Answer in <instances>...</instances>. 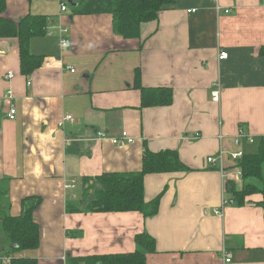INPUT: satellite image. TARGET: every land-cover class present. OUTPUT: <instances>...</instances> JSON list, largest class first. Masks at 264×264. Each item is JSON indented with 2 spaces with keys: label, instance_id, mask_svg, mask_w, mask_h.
I'll list each match as a JSON object with an SVG mask.
<instances>
[{
  "label": "crops",
  "instance_id": "crops-1",
  "mask_svg": "<svg viewBox=\"0 0 264 264\" xmlns=\"http://www.w3.org/2000/svg\"><path fill=\"white\" fill-rule=\"evenodd\" d=\"M61 3L4 0L2 12L13 21L28 14L46 19L45 33L29 40L30 53L43 57L32 73L20 72L16 38L0 37V180L11 215L19 213L21 198L42 199L33 211L39 245L23 255L37 264H71L78 257L132 252L134 236L146 232L155 240L146 264H264L261 194L215 212L221 166L229 180L242 183L229 153H254L264 139V0H218L219 10L209 0H176L141 23L133 38L113 31L110 13L81 14L70 4L62 11ZM221 50L228 56L218 60ZM137 69L143 87L172 90L168 105H141ZM7 71L14 73L10 80ZM217 85L219 100L213 101ZM66 114L72 119L59 125ZM240 127L254 142L235 143ZM99 130L106 138L96 136ZM122 130L134 141L114 145L109 137ZM145 148L175 150L188 166L144 175L145 202L159 196L155 215L67 212L66 204L80 199L83 177L138 171ZM220 150L221 161L208 164ZM72 181L75 187L65 190ZM2 235L0 229V264L7 249Z\"/></svg>",
  "mask_w": 264,
  "mask_h": 264
},
{
  "label": "trees",
  "instance_id": "trees-1",
  "mask_svg": "<svg viewBox=\"0 0 264 264\" xmlns=\"http://www.w3.org/2000/svg\"><path fill=\"white\" fill-rule=\"evenodd\" d=\"M73 11L81 14L110 13L113 31L124 37H138L143 22L157 19L162 9L171 7L176 0H73ZM4 0H0V37L16 38L19 50V65L22 74L32 73L43 61V57L29 51L31 37L45 33L46 19L42 15H25L13 21L2 15ZM134 86L140 90L141 105H168L172 90L169 87H143L140 72L135 71ZM234 163V162H233ZM241 174V186L227 180L226 194L236 205L247 203V197L259 193L258 205L264 215V139H261L254 153H244L234 163ZM188 170L178 153L172 149L151 152L143 150L141 169L133 172H106L81 179V194L78 202L67 203L66 210L75 212H124L139 211L143 216L155 215L159 207V196L149 202L144 200L143 177L147 173L175 172ZM39 195H27L20 200V211L9 213L8 191L4 179L0 180V229L9 242L5 255L9 264H37L34 257L23 253L37 249L39 227L33 211L41 204ZM75 235L74 233H72ZM135 250L132 252L93 255L71 259V264H146V255L155 251V240L146 232L134 236ZM20 254V255H18Z\"/></svg>",
  "mask_w": 264,
  "mask_h": 264
},
{
  "label": "built area",
  "instance_id": "built-area-1",
  "mask_svg": "<svg viewBox=\"0 0 264 264\" xmlns=\"http://www.w3.org/2000/svg\"><path fill=\"white\" fill-rule=\"evenodd\" d=\"M213 3H215L217 5V1L218 0H209ZM60 9L62 11H64L66 9V5L64 3H61V6H60ZM216 9L219 10V6L217 5L216 6ZM194 11V9H193ZM225 12L228 13L229 12V9H225ZM67 31V28L64 27L62 29V32H66ZM67 44V39L64 37L62 38L61 40V46L64 47L65 45ZM228 56V53L224 50H221L218 52L217 54V59L218 60H223L225 58H227ZM49 63V61H47ZM69 70L71 72L74 71V68H69ZM14 77V73L12 71H7L6 72V78L8 80L12 79ZM219 95H220V90H219V87L218 85L211 91V98L213 101H218L219 100ZM6 96L9 100H12L13 98V94H12V91L9 89L6 93ZM15 114H16V107L14 105V103H11L9 105V109H8V112H7V118L9 119H14L15 118ZM72 119V115L71 114H66L63 119L60 121L59 125H62L64 121L66 120H71ZM96 136L99 137V138H106V135L104 133V131L102 130H99L97 131L96 133ZM240 138H245L248 142H254L253 141V138L248 134V132L243 128V127H240L239 130H238V135H237V139L235 140V143L238 144L240 142ZM109 140L114 144V145H117V146H125V145H128L130 143H132L134 141L133 137H131L125 130H122L119 135H116V136H112V137H109ZM223 154L224 152L220 150V152L218 153V156L217 157H214V156H208L206 161L208 164H211V165H215L216 163V160H220L222 159L223 157ZM243 151L238 149V150H235V151H232L229 153L230 155V159L232 161H234V163H236L243 155ZM236 167V166H235ZM236 175H237V178L238 180L241 179V174H240V170L238 167H236ZM221 172H222V197H221V207H220V210H216L215 212L218 214V215H222V207L224 205H226L229 201L226 197V180L229 178L226 171L222 168L221 166ZM75 185H74V181L70 182V183H65L64 184V189L65 190H68V189H72L74 188ZM223 260L224 262H229L230 261V256L228 253H226V251L223 250ZM1 263L2 264H9L10 263V258L8 256H3L1 257Z\"/></svg>",
  "mask_w": 264,
  "mask_h": 264
},
{
  "label": "rangeland",
  "instance_id": "rangeland-1",
  "mask_svg": "<svg viewBox=\"0 0 264 264\" xmlns=\"http://www.w3.org/2000/svg\"><path fill=\"white\" fill-rule=\"evenodd\" d=\"M63 2H66L65 4L69 5L68 1H66V0H63ZM263 174H264V166H263ZM2 237H3V235H2ZM3 241H4V243H6V246H7L6 250H8L10 247L8 240L5 237H3Z\"/></svg>",
  "mask_w": 264,
  "mask_h": 264
},
{
  "label": "water",
  "instance_id": "water-1",
  "mask_svg": "<svg viewBox=\"0 0 264 264\" xmlns=\"http://www.w3.org/2000/svg\"><path fill=\"white\" fill-rule=\"evenodd\" d=\"M67 1H68V3H69L71 6H74V5H75V3H74L73 0H67Z\"/></svg>",
  "mask_w": 264,
  "mask_h": 264
},
{
  "label": "bare ground",
  "instance_id": "bare-ground-1",
  "mask_svg": "<svg viewBox=\"0 0 264 264\" xmlns=\"http://www.w3.org/2000/svg\"><path fill=\"white\" fill-rule=\"evenodd\" d=\"M227 180H229V178ZM227 180H226V182H227ZM227 199H228V197H227ZM228 201H230V200L228 199Z\"/></svg>",
  "mask_w": 264,
  "mask_h": 264
}]
</instances>
